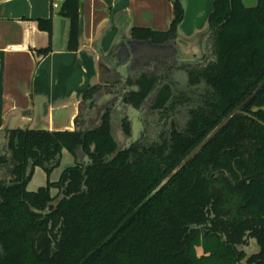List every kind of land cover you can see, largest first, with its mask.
Here are the masks:
<instances>
[{
  "label": "trees",
  "instance_id": "1",
  "mask_svg": "<svg viewBox=\"0 0 264 264\" xmlns=\"http://www.w3.org/2000/svg\"><path fill=\"white\" fill-rule=\"evenodd\" d=\"M172 5L168 30L134 27L132 37L174 42L183 7L179 0ZM78 7L79 0L58 7L69 21L72 51L78 46ZM37 25L51 34L50 17ZM49 51V45L37 49L40 55ZM202 54L203 63L186 72L187 90L177 92L168 69L128 80L133 91L126 103L139 108L155 94L151 109L164 127L153 138L143 128L116 155L111 109L86 131L0 130V167H8L0 178V264H242L247 254V264H264L263 111L231 117L165 180L264 79V0L251 8L241 0H214ZM99 93L98 85L83 93L85 111L96 106ZM182 103L192 104L176 129L167 119ZM252 105H264V84L242 110ZM122 121L128 135L129 124ZM63 149L74 158L80 149L86 159L28 190L33 168L48 177ZM252 242L260 247L257 254L248 252Z\"/></svg>",
  "mask_w": 264,
  "mask_h": 264
},
{
  "label": "crops",
  "instance_id": "2",
  "mask_svg": "<svg viewBox=\"0 0 264 264\" xmlns=\"http://www.w3.org/2000/svg\"><path fill=\"white\" fill-rule=\"evenodd\" d=\"M62 1L0 0V130L85 131L97 126L102 109L118 100L120 90L109 88L129 87L127 78L141 69L173 65L174 70L178 65L181 72L203 63L202 41L214 0H179L183 18L174 42L166 44L131 34L134 27L168 30L172 0H79L78 46L73 51L67 48L69 21L58 12ZM241 1L247 8L258 3ZM49 17L50 35L37 25V19ZM48 45L46 55L37 53ZM94 85L100 87V97L85 111L82 95ZM113 110L120 111L116 117L126 112L119 106ZM7 174L2 165L0 178Z\"/></svg>",
  "mask_w": 264,
  "mask_h": 264
},
{
  "label": "rangeland",
  "instance_id": "3",
  "mask_svg": "<svg viewBox=\"0 0 264 264\" xmlns=\"http://www.w3.org/2000/svg\"><path fill=\"white\" fill-rule=\"evenodd\" d=\"M195 42L197 43V41ZM198 50L200 49L198 48ZM169 66L171 68L169 67L170 69H168L169 70L168 73L172 77V80H174L175 82V88L177 92L187 90L189 88L188 83H187V77H186L187 71L178 72V70H176V67L178 65L177 66L174 65L175 66L174 70L172 69L173 65H169ZM151 102H152V99H150V101L146 103L145 105L148 109H150ZM192 103H194V100L192 101ZM190 104L182 103L175 107V110L173 111L172 116L167 119L169 126H174L176 129L177 128L181 129L183 127L185 120L187 119V113L185 111V108L189 107ZM146 111H147L146 118L150 121L149 123L148 122L145 123L146 128H147V136L150 138L151 137L153 138L157 130L160 129L161 127H164V125L161 124L160 128L154 127L158 119L156 118L155 114H153L152 112L150 113L147 109ZM126 115L129 117L130 121L132 122L131 135L129 134L128 138L125 141V143H129L139 138V136L141 135L143 126H144V122L142 119L143 113L139 109H136L133 107L126 108ZM115 129L122 132V129L120 126L116 127ZM85 159H86V156L81 151H79V154L76 156V158H74L72 154H70L67 150L63 149L61 152V158H60L59 165L52 170L50 175L47 177L45 171L42 168L35 167L33 168L31 177L28 180L26 187L28 190H35L39 186L45 185L48 178L51 181L57 180L63 168L73 165L76 161H84ZM195 251L198 256L203 254L202 248L200 246H196Z\"/></svg>",
  "mask_w": 264,
  "mask_h": 264
},
{
  "label": "water",
  "instance_id": "4",
  "mask_svg": "<svg viewBox=\"0 0 264 264\" xmlns=\"http://www.w3.org/2000/svg\"><path fill=\"white\" fill-rule=\"evenodd\" d=\"M263 84H264V79L259 83V85L257 86V88L244 101H242L240 104H238L233 110H231L225 117L222 118V120L181 160V162L166 177L165 180L169 179L174 174H176L185 164H187L192 158H194L196 156V154L227 124V122L230 120L231 117H233L236 114L242 113L241 112V108L249 100H251L256 95V93L261 89V87L263 86ZM104 109H106V108H104ZM104 109H102V110L104 111ZM257 109H258V107H253L251 110L254 112ZM262 109H264V107H262ZM100 122H101V120H100ZM98 125L95 126V127H93V128L98 127ZM86 130H88V129H86ZM113 136H114L115 140L118 143V145H117V147H116V149L114 151V155H116L123 148V146L125 145L126 135L123 132H121V131H118L116 129H113ZM91 148L93 149L94 148V145H92ZM30 168H31V166L29 165L28 168H27V171H29ZM60 197H58L52 203L53 204H56L57 201L60 200ZM237 249L239 251L243 250L242 246H237ZM259 251H260L259 245L256 244V243H254V242H252L251 245L248 247V252L249 253H255V254H257ZM248 256H249V254L245 255V257L241 261L242 264H247Z\"/></svg>",
  "mask_w": 264,
  "mask_h": 264
},
{
  "label": "flooded vegetation",
  "instance_id": "5",
  "mask_svg": "<svg viewBox=\"0 0 264 264\" xmlns=\"http://www.w3.org/2000/svg\"><path fill=\"white\" fill-rule=\"evenodd\" d=\"M140 41H146V42H149V43H152V42H150V41H148V40H140ZM167 43V42H166ZM166 43H163V44H166ZM129 51V54H130V56L132 55V51H131V49H129L128 50ZM153 56H155V55H153ZM202 59H203V56H202ZM195 65H196V63H195ZM163 67V66H162ZM161 66H159V68H157V69H155V70H153V69H150V70H152V71H150L149 70V68H146V69H144V70H142L141 69V71H139L138 73H136V75H138L140 72H146V73H158L159 71H161L163 68H162ZM165 70H166V68H164ZM136 75H134L133 76V78H131L132 80H134V77L136 76ZM128 80L130 79V78H127ZM128 80H127V83H128ZM110 90H120L117 94H120L119 95V98H118V100L116 101V102H111L110 103V106L108 107H106V109H111V115H112V124H113V128L115 129L116 127H121V129H122V132H123V121L122 120H127V122H128V124H129V127H130V131H129V133H128V135L127 134H125L124 132V134L126 135V139L128 138V136H129V134L131 135V129H132V122L130 121V119H129V117L126 115V112H124V111H122L121 112V114H119L120 116L119 117H117L116 118V116H115V114H118V113H120V111L118 112V113H116L115 112V114H113L114 113V108L116 107V106H119V108L120 109H126V108H129V107H132L131 105H128L127 103H126V99H127V97L129 96V94L133 91V88H132V86H130L129 85V87H125V88H119V87H115V88H109ZM108 89V90H109ZM122 89V90H121ZM99 97H100V94L98 95V97H97V101H98V99H99ZM150 99H152V102H153V100L155 99V94H150V95H148L146 98H145V100L142 102V104L140 105V107L139 108H136V109H139V110H141L142 111V113H143V122H144V126H143V128H145L146 127V125H145V123H149L150 121L146 118V109L151 113H153V114H155L156 115V118L158 119V115H157V113L155 112V111H153L152 109H151V104H152V102H151V104H150V109H148L145 105H146V103H148L149 101H150ZM246 99V98H245ZM244 99V100H245ZM243 100V101H244ZM250 101V100H249ZM248 101V102H249ZM247 102V103H248ZM246 103V104H247ZM245 104V105H246ZM244 105V106H245ZM243 106V107H244ZM242 107V108H243ZM253 107H258V109L256 110V111H252L251 109L253 108ZM262 107H264V105H262V106H256V105H252L250 108H249V111L247 112V111H243L242 110V108H241V112H242V114H244V115H247V116H250V117H253V113H256L257 111H259V110H261V111H263L264 112V109H262ZM134 108V107H133ZM105 110V109H104ZM113 110V111H112ZM116 111V110H115ZM124 112V113H123ZM103 113H104V111L102 110V112H101V115H100V120H101V116L103 115ZM116 118V119H115ZM115 119V120H114ZM99 124H100V122H99ZM161 124H163V122L162 121H160L159 122V120L155 123V126L154 127H158V126H160ZM117 125H119V126H117ZM147 129V128H146Z\"/></svg>",
  "mask_w": 264,
  "mask_h": 264
},
{
  "label": "built area",
  "instance_id": "6",
  "mask_svg": "<svg viewBox=\"0 0 264 264\" xmlns=\"http://www.w3.org/2000/svg\"><path fill=\"white\" fill-rule=\"evenodd\" d=\"M52 6L53 7H58V4L57 3H52Z\"/></svg>",
  "mask_w": 264,
  "mask_h": 264
}]
</instances>
